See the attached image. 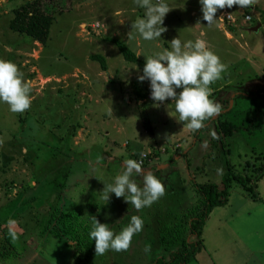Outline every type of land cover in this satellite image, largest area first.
<instances>
[{
	"label": "rangeland",
	"instance_id": "1",
	"mask_svg": "<svg viewBox=\"0 0 264 264\" xmlns=\"http://www.w3.org/2000/svg\"><path fill=\"white\" fill-rule=\"evenodd\" d=\"M31 1L0 0V60L15 63L31 82L28 110L13 113L0 103V264H74L75 243L83 264H155L190 243L201 248L188 264H264V172L258 174L264 118L257 108L262 101L249 96L264 91V0L218 9V20L208 26L198 0H168L166 30L152 41L131 29L144 14L132 0H72L71 11L56 14L44 44L10 28L14 11ZM174 38L204 40L226 66L209 86V99L221 111L198 130L178 120L170 100L139 99L138 93H150L149 82L139 81L140 70L107 42L119 39L145 62L170 50ZM93 55L106 59V72ZM163 138L165 145L155 143ZM113 154L133 160L146 155L141 168L161 181L164 195L140 210L114 194L102 199L104 185L123 171L122 163H107ZM81 157L86 165L77 166ZM229 170L250 176L259 202L234 189L230 202L194 235L200 189L221 183ZM132 179L142 187V174ZM52 212L66 215L59 227L64 236L56 233L57 219L47 226ZM132 216L142 218L143 227L129 247L95 255L92 217L119 233Z\"/></svg>",
	"mask_w": 264,
	"mask_h": 264
},
{
	"label": "clouds",
	"instance_id": "2",
	"mask_svg": "<svg viewBox=\"0 0 264 264\" xmlns=\"http://www.w3.org/2000/svg\"><path fill=\"white\" fill-rule=\"evenodd\" d=\"M133 4L144 9L143 17L131 24V29L145 41L160 38L165 32L162 27L164 17L169 13L168 0H132ZM255 0H198L202 19L207 26L213 24L218 9H240L251 6ZM205 33L200 32L203 37ZM165 49L145 59L139 81L147 80L150 98L159 103L170 100L174 112L186 127L198 130L206 119L219 115L221 107L209 99L211 84L221 78L226 66L219 57L205 46L202 39L181 41L174 38ZM177 89H180L178 92ZM31 82L23 79L17 65L11 61L0 60V103L8 106L13 113H22L31 105ZM143 176L142 187L132 177ZM104 185V184H103ZM164 186L151 172H143L141 162L127 159L123 171L117 174L112 183L104 185L102 199L108 201L110 194L123 198L136 210L150 207L164 195ZM143 227V220L132 216L129 223L119 233H114L106 224L99 223L92 217L89 239L94 241L95 255H102L108 250H126L132 237ZM147 251V249H145Z\"/></svg>",
	"mask_w": 264,
	"mask_h": 264
},
{
	"label": "trees",
	"instance_id": "3",
	"mask_svg": "<svg viewBox=\"0 0 264 264\" xmlns=\"http://www.w3.org/2000/svg\"><path fill=\"white\" fill-rule=\"evenodd\" d=\"M72 8V0H34L31 1L14 11L13 19L10 23L11 30H14L17 33L25 35L31 41L44 44L49 39L50 31L52 24L56 21V14L61 15L65 11L69 12ZM264 14V11L261 15ZM259 25V24H258ZM232 32H237V29L230 28ZM107 42L114 44L118 51L121 53L126 62L136 66L142 73L144 66V61L140 60L132 50L128 48L123 42L119 39H107ZM90 59L94 62L99 63L101 69L107 71L106 59L102 55H93ZM179 92V91H178ZM264 91L258 90L256 93L249 95L254 101H262L258 104V113L263 115L264 118ZM150 93H138L137 96L139 99L145 100L148 99ZM260 115L253 117V121L259 120ZM79 126V123L77 127ZM254 127V126H252ZM76 127L73 128L75 130ZM230 133V132H229ZM232 134V133H231ZM216 144V143H215ZM226 161V160H225ZM227 164V162H225ZM247 167L249 164L246 165ZM258 174L264 172V164ZM249 171L246 172V174ZM222 181L219 184H207L200 189V193L203 198V206L201 211L197 215V219L194 221L191 230L195 235V230L200 232V229L204 226L205 222L209 219L211 214L216 211L217 208L224 207L230 202L233 190L240 187L245 192V198H248V201L259 202V198L254 190L255 186L252 185V180L250 176L247 177L235 174L232 170L225 173L222 177ZM34 201V198L32 199ZM57 215L54 212L50 213L47 219V226L52 225L55 219L58 220L56 227V233L59 232L63 236L65 235L63 229L59 228L62 220L66 218L63 212ZM74 229H78L77 227ZM74 229L71 228V231L75 238L79 239L78 234ZM201 245L197 243H190L188 247L184 250H177L170 254L169 259L164 258L158 260L155 264H188L196 258L197 253L199 252ZM74 249L76 254L74 255V264H83V250L81 249L80 243L74 244Z\"/></svg>",
	"mask_w": 264,
	"mask_h": 264
},
{
	"label": "crops",
	"instance_id": "4",
	"mask_svg": "<svg viewBox=\"0 0 264 264\" xmlns=\"http://www.w3.org/2000/svg\"><path fill=\"white\" fill-rule=\"evenodd\" d=\"M149 99V98H148ZM145 100H147V99H145ZM153 110H155L154 109V106H150ZM164 107L165 106H162V108L164 109ZM148 109V108H147ZM146 111V110H145ZM166 112V111H165ZM146 114L148 115V117H150V119H153V116H154V120H158V114L157 113H151V112H147L146 111ZM170 119H172L173 121H174V119L173 118H170ZM169 119L168 120H165L164 122H162V124H164V123H169ZM175 122V121H174ZM169 125V124H168ZM168 125H166V126H168ZM166 126H162L163 127V129L166 127ZM154 133H157V130H154ZM183 134V133H182ZM151 137V136H150ZM166 139L167 138H163V139H161V140H156L155 141V143L156 144H159L160 142H162V144L163 145H165V142L164 141H166ZM161 144V143H160ZM161 144V145H162ZM107 150H110V149H107ZM138 151V150H137ZM112 154V153H111ZM115 158H118L117 160L115 159ZM139 159V158H138ZM137 159V160H138ZM97 160H99V158H96L95 159V161H97ZM107 160V163H109V162H113V161H117V162H120V163H122V165L124 164V162L127 160V159H125V158H121V157H118L117 155H114L113 154V157H110V158H107L106 159ZM121 160V161H120ZM136 160V161H137ZM82 163H84L85 165H86V163H85V159H84V157H81V159H80V161H79V163H78V165L77 166H80V165H82ZM95 163V162H94ZM84 165V166H85ZM99 166V163H96L95 164V168L96 167H98ZM103 166H105V168H106V165L105 164H103ZM90 175H91V173H90ZM232 241H233V239H232Z\"/></svg>",
	"mask_w": 264,
	"mask_h": 264
},
{
	"label": "built area",
	"instance_id": "5",
	"mask_svg": "<svg viewBox=\"0 0 264 264\" xmlns=\"http://www.w3.org/2000/svg\"><path fill=\"white\" fill-rule=\"evenodd\" d=\"M247 20H250V18L247 17ZM146 159H147V156L146 155H143L137 161L138 162H141V166H143V164L145 163Z\"/></svg>",
	"mask_w": 264,
	"mask_h": 264
},
{
	"label": "water",
	"instance_id": "6",
	"mask_svg": "<svg viewBox=\"0 0 264 264\" xmlns=\"http://www.w3.org/2000/svg\"><path fill=\"white\" fill-rule=\"evenodd\" d=\"M261 27V25H257L254 29H252L253 32H257L259 30V28Z\"/></svg>",
	"mask_w": 264,
	"mask_h": 264
}]
</instances>
